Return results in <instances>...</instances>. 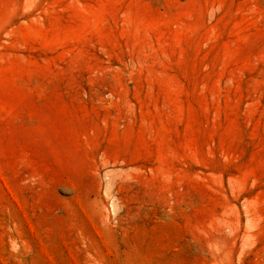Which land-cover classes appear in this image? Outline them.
I'll return each mask as SVG.
<instances>
[{
    "label": "rangeland",
    "instance_id": "rangeland-1",
    "mask_svg": "<svg viewBox=\"0 0 264 264\" xmlns=\"http://www.w3.org/2000/svg\"><path fill=\"white\" fill-rule=\"evenodd\" d=\"M0 264H264V0H0Z\"/></svg>",
    "mask_w": 264,
    "mask_h": 264
}]
</instances>
